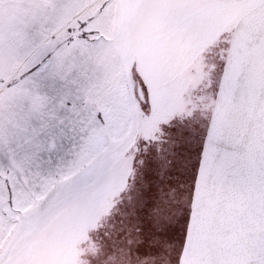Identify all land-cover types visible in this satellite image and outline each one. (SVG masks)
Wrapping results in <instances>:
<instances>
[{
	"label": "snow or ice",
	"instance_id": "obj_1",
	"mask_svg": "<svg viewBox=\"0 0 264 264\" xmlns=\"http://www.w3.org/2000/svg\"><path fill=\"white\" fill-rule=\"evenodd\" d=\"M0 264H264V0H0Z\"/></svg>",
	"mask_w": 264,
	"mask_h": 264
}]
</instances>
